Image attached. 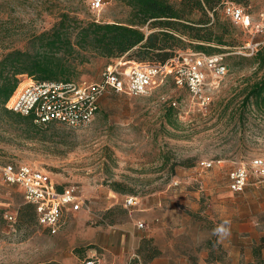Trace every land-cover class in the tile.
Instances as JSON below:
<instances>
[{
    "label": "rangeland",
    "instance_id": "obj_1",
    "mask_svg": "<svg viewBox=\"0 0 264 264\" xmlns=\"http://www.w3.org/2000/svg\"><path fill=\"white\" fill-rule=\"evenodd\" d=\"M91 1L0 0V57L13 49L32 51L39 35L64 20L71 28L93 21L128 25L138 21L125 0H103L100 11L91 8ZM167 1L176 6L181 2ZM245 9L256 21L264 0H249ZM200 15L195 12L190 19L198 20ZM220 17L230 22L223 13ZM139 28L147 34L156 30ZM76 34L77 30L74 38ZM182 39L185 48L180 52L203 53L194 48L198 41ZM252 40L264 45V35L252 38L245 26L233 24V39L227 43L234 46L209 44L216 51L203 54L223 55L228 72L211 85L212 100L205 106L168 78L147 96L106 90L86 129L31 124L0 111V163L42 171L57 188L75 187L85 201L80 211L66 213L59 233L52 235L37 221L19 220L25 205L22 190L0 182V264H81L94 254L112 264H148L154 257L166 260L171 250L165 243L179 236H173L176 226L171 229L170 217L181 209L192 218L193 233L215 228L221 221L208 217L217 202L227 214L252 211L264 235V184L251 180L241 193L228 187L234 168L264 157V111L257 110L255 99L245 103L252 83L263 75L245 55ZM73 57L82 62L73 79L89 84L101 82L110 65L123 70L139 62L109 59L82 48ZM205 161H213V168L202 169ZM114 182L122 183L126 192L114 191ZM128 196L137 197L135 206L125 205ZM9 215L16 220L9 221ZM162 222L167 223V230H161L163 249L154 244L143 248L140 238ZM132 251L141 259L136 255L135 262L131 260Z\"/></svg>",
    "mask_w": 264,
    "mask_h": 264
},
{
    "label": "built area",
    "instance_id": "obj_2",
    "mask_svg": "<svg viewBox=\"0 0 264 264\" xmlns=\"http://www.w3.org/2000/svg\"><path fill=\"white\" fill-rule=\"evenodd\" d=\"M104 4L103 0L90 2L94 11L103 9ZM222 12L234 25L245 26L252 38L264 35V9L256 21L250 19L245 7L234 2L226 1ZM261 44L252 40L246 45L245 55L252 56ZM223 61V55L180 52L164 64L136 62L123 70L117 65H110L103 71L101 82L90 84L76 80L37 81L23 75L6 108L23 116H34L35 123L39 125L56 123L72 129H86L95 119L99 99L106 90L131 96H147L168 78H172L179 89H185L193 100L205 106L212 100L211 85L224 78L228 72ZM213 166V161L200 164L202 169L207 170ZM251 180L264 184V157H256L249 166L242 164L234 168L229 173V190L241 193ZM0 182L22 190L25 203L36 208L38 223L52 235L59 233L66 213L80 211L85 202L75 187L59 190L42 171L27 165L0 163ZM136 204L137 197L126 198L127 207ZM6 217L9 221L16 220L12 215ZM81 264L104 262L95 255L87 257Z\"/></svg>",
    "mask_w": 264,
    "mask_h": 264
},
{
    "label": "trees",
    "instance_id": "obj_3",
    "mask_svg": "<svg viewBox=\"0 0 264 264\" xmlns=\"http://www.w3.org/2000/svg\"><path fill=\"white\" fill-rule=\"evenodd\" d=\"M135 10L138 21L135 24L101 23L93 21L82 23L71 28L67 21L51 31L38 36V45L29 49H13L0 57V111L14 113L17 116L37 124L34 116H23L6 108L19 84V77L28 75L37 81L72 82L79 62L73 57L77 48L98 52L109 59L127 57L139 62L164 64L175 58L179 50L185 48L183 37L191 38L199 43L194 48L210 54L216 51L209 44L234 46L227 43L233 39V23L222 21L220 14L226 1L247 7L249 0H181L176 6L167 0H125ZM195 12L200 13L198 20L190 19ZM213 15V18L211 17ZM148 26L155 31L147 34L141 28ZM77 30L76 37L73 33ZM251 63L257 65L263 75L252 83L245 103L255 99L258 111H264V45L251 56ZM39 125V124H37ZM186 166L187 163H186ZM62 190V187H58ZM112 189L118 193L126 192L120 182L112 183ZM19 220L37 221L34 205L25 203L20 209ZM208 246H215V238ZM220 250V248H219ZM264 235L254 248L258 264H264ZM221 251V250H220ZM157 253L149 254L152 258ZM213 260H216V257ZM54 264V263H51Z\"/></svg>",
    "mask_w": 264,
    "mask_h": 264
},
{
    "label": "crops",
    "instance_id": "obj_4",
    "mask_svg": "<svg viewBox=\"0 0 264 264\" xmlns=\"http://www.w3.org/2000/svg\"><path fill=\"white\" fill-rule=\"evenodd\" d=\"M227 199L224 198L223 200L226 201ZM184 202L187 204L188 199H185ZM220 203L217 202L214 205V208H216L215 212L209 211L208 219L218 220L221 223L227 221L228 224L226 226L230 230V235L227 238L221 240L214 235V228H199L196 236L197 233H193L192 218L189 215H185L181 209H178V212L173 217L171 216L167 222L171 225V229L176 226V232L173 233V236L179 235L176 238L170 237V242L165 243L167 247L169 245L171 255L166 260L154 257L148 264H258V258L254 255V248L259 244L263 233L257 227L256 214L251 211L247 215L241 209L227 214ZM167 223L162 222L160 228L150 230L147 235L140 238L143 240V248H150L154 244L163 249L164 236L161 230H167V226H165ZM209 224L215 225L212 222ZM204 230L205 232H202ZM214 238L215 246H208L207 243ZM136 255H138L136 252L132 251L130 253V258L134 262L135 259L133 258ZM212 255L216 257V260H213ZM92 256H95V254ZM262 256L264 257V250L262 251ZM136 257L139 260L141 259L139 255ZM104 264L112 263L104 262ZM116 264H124V262Z\"/></svg>",
    "mask_w": 264,
    "mask_h": 264
},
{
    "label": "clouds",
    "instance_id": "obj_5",
    "mask_svg": "<svg viewBox=\"0 0 264 264\" xmlns=\"http://www.w3.org/2000/svg\"><path fill=\"white\" fill-rule=\"evenodd\" d=\"M228 224L227 221H225L224 223L216 226L213 229V234L218 236L221 240L227 238L230 235V230L229 228L226 226Z\"/></svg>",
    "mask_w": 264,
    "mask_h": 264
}]
</instances>
